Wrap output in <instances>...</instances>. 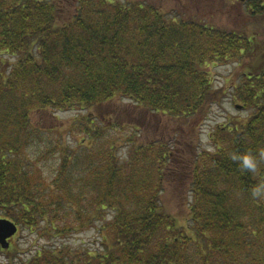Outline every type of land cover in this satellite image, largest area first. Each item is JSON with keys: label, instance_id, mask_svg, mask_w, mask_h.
Wrapping results in <instances>:
<instances>
[{"label": "trees", "instance_id": "16d2710c", "mask_svg": "<svg viewBox=\"0 0 264 264\" xmlns=\"http://www.w3.org/2000/svg\"><path fill=\"white\" fill-rule=\"evenodd\" d=\"M238 2L240 31L177 2L0 0V218L43 238L102 223L96 249L41 247L23 264H264V0ZM229 62L254 112L196 153L182 127L222 99L210 68ZM123 99L181 126L144 144L143 118L95 124L91 109ZM118 127L132 131L125 160ZM166 181L192 195L184 222L163 206Z\"/></svg>", "mask_w": 264, "mask_h": 264}, {"label": "rangeland", "instance_id": "374dc122", "mask_svg": "<svg viewBox=\"0 0 264 264\" xmlns=\"http://www.w3.org/2000/svg\"><path fill=\"white\" fill-rule=\"evenodd\" d=\"M154 2H163L169 8L178 6L176 9L185 15H193L198 17H205L209 21L215 22L218 26L229 30L240 31L248 22V17L245 14V7L243 3L235 0H151ZM185 5L187 7H183ZM209 10L208 13L203 12V7ZM202 9V10H201ZM206 14V15H205ZM213 78V84L216 89H224L222 99L210 106L209 114L206 119L197 122L194 126L195 120L191 121L190 126H183L187 131L188 136L195 137L194 145L196 146V153H203L205 151H216V146L211 139L212 134L219 126L234 125L239 122L246 121L254 112V108L244 107L234 93L235 87L242 81L245 70L240 68L236 62H229L227 64H218L210 68ZM241 106V107H239ZM81 111L73 110L67 112H58L57 118L63 123H70L76 118ZM93 118H100L95 122L97 126L110 127L112 123L128 120V115L143 118L141 126L142 130L136 135L141 134L144 144L150 142L152 139L166 140L169 131L175 126H181L173 120L153 115L136 107L131 101L123 99L112 102L110 105H105L100 108L90 110ZM133 120V119H132ZM56 122L55 121H51ZM193 125V126H192ZM117 138L120 141L119 154L122 160H125L129 151L133 148L132 145L127 146L124 136H129L132 131L122 128H117ZM130 132V133H129ZM115 136V134H113ZM138 139L140 143L143 141ZM192 158V156H191ZM53 162L50 161V164ZM47 174V171L45 172ZM170 180V178L168 179ZM165 191L162 194L163 206L181 222H184L189 216V205L192 200V195L186 190H175L171 183L166 181ZM102 223H98L89 229L79 231L66 235L65 237H41L39 232L30 228H22L14 239L13 250L10 252L12 259L4 253L0 255V264H23L24 261L29 260L34 256L41 247H66L70 249L94 250L99 247L101 234L100 228Z\"/></svg>", "mask_w": 264, "mask_h": 264}, {"label": "water", "instance_id": "95a60500", "mask_svg": "<svg viewBox=\"0 0 264 264\" xmlns=\"http://www.w3.org/2000/svg\"><path fill=\"white\" fill-rule=\"evenodd\" d=\"M18 232V225L8 219L0 218V245L3 249L10 247V239Z\"/></svg>", "mask_w": 264, "mask_h": 264}, {"label": "clouds", "instance_id": "9594fccd", "mask_svg": "<svg viewBox=\"0 0 264 264\" xmlns=\"http://www.w3.org/2000/svg\"><path fill=\"white\" fill-rule=\"evenodd\" d=\"M245 164L247 166L251 167V168H255L256 167V164L254 162V159H253V157L251 155H248V156L245 157ZM260 192H261V189L260 188H257L255 190V194L256 195H259Z\"/></svg>", "mask_w": 264, "mask_h": 264}, {"label": "flooded vegetation", "instance_id": "af4514ba", "mask_svg": "<svg viewBox=\"0 0 264 264\" xmlns=\"http://www.w3.org/2000/svg\"><path fill=\"white\" fill-rule=\"evenodd\" d=\"M13 239H14V238H13ZM13 239H11V243H12Z\"/></svg>", "mask_w": 264, "mask_h": 264}]
</instances>
